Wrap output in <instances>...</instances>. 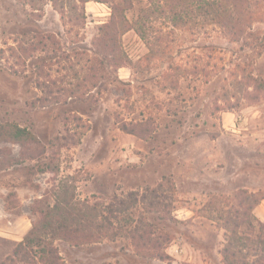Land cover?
Here are the masks:
<instances>
[{"label":"rangeland","instance_id":"374dc122","mask_svg":"<svg viewBox=\"0 0 264 264\" xmlns=\"http://www.w3.org/2000/svg\"><path fill=\"white\" fill-rule=\"evenodd\" d=\"M131 1L126 16L143 17L146 37L121 35L129 61L115 70L93 40L122 0H0V123L40 140L0 143V159L19 158L0 169V264H41L36 246L29 261L10 259L34 225L62 264H224L235 227L238 264H264V91L247 85L264 79V13L252 36L231 41L198 18L176 28L147 0ZM61 185L90 230L51 237L43 215Z\"/></svg>","mask_w":264,"mask_h":264},{"label":"trees","instance_id":"16d2710c","mask_svg":"<svg viewBox=\"0 0 264 264\" xmlns=\"http://www.w3.org/2000/svg\"><path fill=\"white\" fill-rule=\"evenodd\" d=\"M82 4L87 0H79ZM106 2V0H96ZM150 12L157 16L165 18L169 23L176 28H181L189 24L193 19L198 18L201 25L207 23L220 28L231 41H239L247 35L252 36V26L256 21H262L264 13V0H147ZM54 4V3H53ZM55 5V4H54ZM73 8H75L73 6ZM133 8L131 0H122V3L112 4L110 17L103 22L98 29V34L94 37L93 44L97 48V54H101V62L107 63L114 67L115 70L122 66H126L129 58L122 49L120 43L121 35L133 29L141 37L145 38L142 16H137L134 20H129L126 16V11ZM80 25L84 24V13L80 14ZM66 23V22H65ZM64 24V23H63ZM244 43L251 44V41L245 40ZM93 64L90 65V75L93 73ZM79 73H76L78 76ZM79 77V76H78ZM248 86H251L257 92L264 91V79L249 75ZM84 81V80H82ZM77 80L73 86H69L67 97L75 96L80 89L81 82ZM92 87L88 88L90 91ZM85 93V92H84ZM84 94H81L82 97ZM56 97L52 102H57ZM75 120H81V116L77 113L67 117ZM136 125V124H135ZM122 130L135 133L140 136H145L147 132L142 131V128L129 126L127 123L120 124ZM71 135V134H70ZM79 139V138H78ZM75 140L73 143H76ZM9 142L19 144L23 149L26 146H40V140L28 128L19 125L16 122L0 123V143ZM41 151H43L41 149ZM9 153V152H8ZM7 153V154H8ZM10 155V154H9ZM0 159V169L11 166L16 163L19 158L3 156ZM50 169V168H49ZM46 171V170H44ZM254 196V193H251ZM55 202L48 208L43 217H45V226L50 225L51 237H63L72 232H77L76 229L90 230L92 218L88 211L82 206L77 205L74 201V194L67 186H59V190L54 193ZM261 230L264 229V223H259ZM238 226V224H237ZM100 229V228H99ZM98 229V230H99ZM228 233L227 243L223 248L224 264H238L231 252L232 246L235 243L242 242V235L239 234L237 227L226 228ZM131 236H136L137 231L134 227L130 229ZM36 246L38 249V260L41 264H62L61 256L56 246L52 241H44L41 239L36 225H34L27 234L13 248V256H10L11 261L16 257L21 261H29V249Z\"/></svg>","mask_w":264,"mask_h":264}]
</instances>
